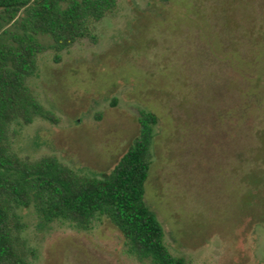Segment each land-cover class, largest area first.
<instances>
[{"label":"rangeland","instance_id":"374dc122","mask_svg":"<svg viewBox=\"0 0 264 264\" xmlns=\"http://www.w3.org/2000/svg\"><path fill=\"white\" fill-rule=\"evenodd\" d=\"M91 34L59 60L51 48L38 55L27 85L56 121H14L10 150L101 177L151 111L144 201L170 252L264 264V0H117ZM17 212L28 264H150L106 216L79 229Z\"/></svg>","mask_w":264,"mask_h":264},{"label":"trees","instance_id":"16d2710c","mask_svg":"<svg viewBox=\"0 0 264 264\" xmlns=\"http://www.w3.org/2000/svg\"><path fill=\"white\" fill-rule=\"evenodd\" d=\"M117 0H0V264H28L18 212L33 207L43 225L53 221L87 229L106 216L128 241V252L150 264H187L170 252L164 229L144 201L157 115L140 110V131L115 166L101 177L81 175L54 156L20 158L10 150L9 126L35 117L56 121L31 93L27 80L47 48L59 52L93 38L92 26ZM40 36L49 37L46 45Z\"/></svg>","mask_w":264,"mask_h":264}]
</instances>
